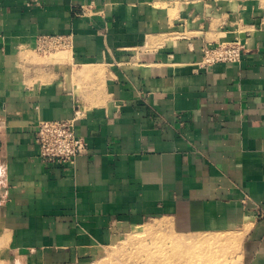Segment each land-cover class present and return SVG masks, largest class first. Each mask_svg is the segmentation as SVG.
Instances as JSON below:
<instances>
[{
	"label": "crops",
	"instance_id": "crops-1",
	"mask_svg": "<svg viewBox=\"0 0 264 264\" xmlns=\"http://www.w3.org/2000/svg\"><path fill=\"white\" fill-rule=\"evenodd\" d=\"M257 4L0 0V264H95L150 219L186 239L229 235L228 264H264ZM44 36L71 45L42 53ZM234 40L240 60L198 67L203 47ZM75 112L88 151L43 162L39 122Z\"/></svg>",
	"mask_w": 264,
	"mask_h": 264
},
{
	"label": "rangeland",
	"instance_id": "rangeland-1",
	"mask_svg": "<svg viewBox=\"0 0 264 264\" xmlns=\"http://www.w3.org/2000/svg\"><path fill=\"white\" fill-rule=\"evenodd\" d=\"M259 4L264 8V0H258L257 5L259 6ZM224 42L227 41H222V43ZM49 53H52V56L59 57L63 51L57 49L49 51L47 54ZM60 60L62 59L60 58ZM159 221H162V225ZM155 224L160 225V227L166 226L164 221L159 219H150L141 225L147 227L151 225L156 226ZM165 231L163 229V232L127 241V243H123L124 240L121 239L127 238L130 232L123 236L121 235L120 239L117 238L118 241L116 242L123 241L121 242V249H115L114 246H119V244L113 245L112 243L111 246L104 248L103 252L98 255L95 264H149L148 258L149 260L153 259L154 264H228L230 261L229 254H233L234 248L227 246L229 245L227 242L230 237L229 235H209L224 238V240L220 238V245L216 246H174L172 239L176 238L177 235H169ZM228 251L231 253H228ZM161 255H165V259L161 258ZM166 255H168V258Z\"/></svg>",
	"mask_w": 264,
	"mask_h": 264
},
{
	"label": "built area",
	"instance_id": "built-area-1",
	"mask_svg": "<svg viewBox=\"0 0 264 264\" xmlns=\"http://www.w3.org/2000/svg\"><path fill=\"white\" fill-rule=\"evenodd\" d=\"M69 36H44L38 43V51H49L69 48ZM244 45L240 41L219 42L202 48L199 68L209 67L218 62H236L240 60ZM80 113L75 112L69 119L42 120L37 126L35 141L39 147V157L45 163L65 164L88 151L86 138L76 132V122Z\"/></svg>",
	"mask_w": 264,
	"mask_h": 264
},
{
	"label": "bare ground",
	"instance_id": "bare-ground-1",
	"mask_svg": "<svg viewBox=\"0 0 264 264\" xmlns=\"http://www.w3.org/2000/svg\"><path fill=\"white\" fill-rule=\"evenodd\" d=\"M61 57H62V55H61ZM161 225H162V223H161ZM165 225H167V223ZM159 232H163V228H162V226L160 227V225H156V226L151 225V226H147V227H144L143 225H141V226H135L133 228L132 232H130L128 234V237L127 238L121 239V240H124V242L123 241H121V242L127 243V241H132V240L139 239V238H142L144 236H147V235L149 236V235H152L154 233H159ZM220 238L221 237H219V236H214V237H212V236H203L200 239L191 240V239H186L185 237L183 238V237H180V236L179 237L176 236V238L172 239V243H173L174 246H192V245L216 246V245H220L219 244L220 243ZM118 239H120V238L118 237ZM221 239L224 240V238H221ZM117 241H118L117 239L114 240L113 245L119 244V246H114V248L115 249H121L120 246H121L122 243L121 242L116 243ZM166 257L168 258V255H166ZM161 258H164L165 259V255H163ZM132 259H133V257H132ZM148 263L149 264H154V260L153 259H150L149 260V258H148Z\"/></svg>",
	"mask_w": 264,
	"mask_h": 264
}]
</instances>
